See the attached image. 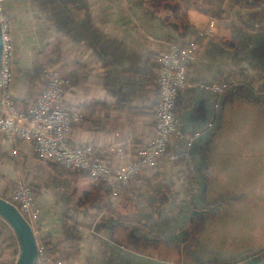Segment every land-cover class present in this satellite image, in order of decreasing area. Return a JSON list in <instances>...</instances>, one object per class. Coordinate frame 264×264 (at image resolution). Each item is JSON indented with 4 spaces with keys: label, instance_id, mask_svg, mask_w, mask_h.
I'll return each mask as SVG.
<instances>
[{
    "label": "crops",
    "instance_id": "obj_1",
    "mask_svg": "<svg viewBox=\"0 0 264 264\" xmlns=\"http://www.w3.org/2000/svg\"><path fill=\"white\" fill-rule=\"evenodd\" d=\"M217 1L196 10L182 0H3L12 99L33 105L45 89L39 77L45 61L61 60L72 83L64 100L85 114L70 142L92 141L98 152L152 139L160 55L215 22L176 100L180 129L194 135L185 145L197 187L192 195L180 139L171 138L156 170L111 199L101 182L40 160L32 144H3L0 134V177L34 191L32 228L53 258L264 264V0ZM226 81L224 92L211 91Z\"/></svg>",
    "mask_w": 264,
    "mask_h": 264
},
{
    "label": "built area",
    "instance_id": "obj_2",
    "mask_svg": "<svg viewBox=\"0 0 264 264\" xmlns=\"http://www.w3.org/2000/svg\"><path fill=\"white\" fill-rule=\"evenodd\" d=\"M215 22L211 20L206 30L184 43H172L160 55L157 73L159 102L155 111V133L145 145L111 144L98 152L94 142L77 146L70 142L73 127L85 114L81 109L69 106L64 94L70 80L56 72H46V85L37 101L28 107L19 106L10 95L14 75L12 71V36L5 15L3 0H0V28L2 53L0 63V134L1 143L22 142L32 144L37 156L44 162L57 164L70 170L81 171L105 185L111 199L117 198L123 188L130 185L143 173L157 169L166 155L171 138L189 144L193 134H185L179 127L176 115L178 94L189 86L188 71L196 62L201 43L211 33ZM214 94L224 92V87L212 84ZM11 157L16 150L11 148ZM24 218L31 224L37 219L34 195L30 187L16 188L10 198ZM38 245V264H64L55 260L48 248Z\"/></svg>",
    "mask_w": 264,
    "mask_h": 264
},
{
    "label": "water",
    "instance_id": "obj_3",
    "mask_svg": "<svg viewBox=\"0 0 264 264\" xmlns=\"http://www.w3.org/2000/svg\"><path fill=\"white\" fill-rule=\"evenodd\" d=\"M1 53L2 36L0 28V63ZM0 220L11 229L17 243V257L13 264H38V245L31 224L14 204L1 197Z\"/></svg>",
    "mask_w": 264,
    "mask_h": 264
},
{
    "label": "rangeland",
    "instance_id": "obj_4",
    "mask_svg": "<svg viewBox=\"0 0 264 264\" xmlns=\"http://www.w3.org/2000/svg\"><path fill=\"white\" fill-rule=\"evenodd\" d=\"M202 3H205V4L208 3L209 6L215 7L216 4H218L219 2L217 1L216 3V0L214 2L211 0H207V1L204 0L202 1ZM42 51L45 52L47 50H42ZM43 67H44L43 71L39 74V77L43 81L44 85H46V81H47L46 72L48 71L56 72L57 74L64 77V65H62V62L59 59L56 62H52V63L45 61V64L43 65ZM46 163H49V162H46ZM49 164H52V163H49ZM53 165H57V164H53ZM18 187H23V186L21 184L19 185L10 184L3 177H0V196L1 197H4L5 199L10 200L16 188ZM33 195H35L34 191H33ZM14 238L15 237L11 229L7 225H4L2 221H0V264H13L14 263L17 257V251H18L17 243ZM261 243H262L261 245H264V242H261Z\"/></svg>",
    "mask_w": 264,
    "mask_h": 264
},
{
    "label": "trees",
    "instance_id": "obj_5",
    "mask_svg": "<svg viewBox=\"0 0 264 264\" xmlns=\"http://www.w3.org/2000/svg\"><path fill=\"white\" fill-rule=\"evenodd\" d=\"M202 1L203 0H182V3L188 8V9H196V10H201L202 9ZM239 3V2H238ZM237 5V4H236ZM238 6V5H237ZM241 6V4H240ZM243 7H251L249 4H246L244 3V5H242ZM252 27V26H250ZM199 42L201 43V40H199ZM239 77L241 78L242 74H238ZM83 78H86V76H84ZM216 85L218 86H221V87H224V91L231 85V81H226V82H223V83H216ZM72 86V83L70 81V87ZM96 107H100V105H96ZM178 114V110H177V102H176V115ZM178 118V117H177ZM180 157V163H183L186 165V168L188 170L187 172V175H186V178H185V181H186V184H187V191H186V194L188 196L192 195L193 193H195L197 191V187H196V181H195V178L191 175V159H190V156H188L187 154V147L185 145L181 146V152L179 154ZM62 167V166H60ZM62 168H65V167H62ZM67 169V168H65ZM69 170L70 172H78L76 170H70V169H67ZM1 197V196H0ZM3 199H5L4 197H1ZM5 200H8L9 202H11L9 199H5ZM1 221V220H0ZM4 225H6L4 222H2ZM15 239V238H14ZM49 254L52 256L53 255V252L51 249H47ZM53 258V257H52ZM55 260H57V258H53Z\"/></svg>",
    "mask_w": 264,
    "mask_h": 264
}]
</instances>
